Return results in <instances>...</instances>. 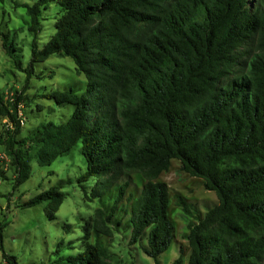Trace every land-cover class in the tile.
Here are the masks:
<instances>
[{"label": "trees", "instance_id": "obj_1", "mask_svg": "<svg viewBox=\"0 0 264 264\" xmlns=\"http://www.w3.org/2000/svg\"><path fill=\"white\" fill-rule=\"evenodd\" d=\"M51 4L59 17L38 49L41 13ZM24 7L29 63L23 66L13 45L2 43L15 67L31 78L35 63L66 56L85 83L79 94L72 88L48 94L73 106L65 122L39 123L21 137L24 88H13L10 99L0 89L4 158L20 185L32 158L47 166L78 148L84 169L75 182L87 200L111 203L94 210L83 227V251L64 264H109L99 237L112 238L119 213L128 216L130 243L144 238L143 253L159 264L174 242L175 223L167 186L157 178L174 160L217 198L200 212L177 196L187 222L185 264H262L264 0H35ZM129 173L139 174L142 184L138 195L125 198L129 182L118 183ZM61 186L19 207L49 202L55 213L65 198ZM2 256L5 264H17L14 256ZM174 264H183L181 251Z\"/></svg>", "mask_w": 264, "mask_h": 264}, {"label": "rangeland", "instance_id": "obj_2", "mask_svg": "<svg viewBox=\"0 0 264 264\" xmlns=\"http://www.w3.org/2000/svg\"><path fill=\"white\" fill-rule=\"evenodd\" d=\"M35 0H0V89L10 99L14 88L21 94L18 116L22 132L27 134L39 123L65 122L72 114L73 106L58 105L47 99L53 90H72L79 94L85 83V77L77 74L74 62L66 56L52 55L44 62L34 64V74L26 78L19 71L2 48L3 40L11 43L15 55L20 57L23 66L31 58L32 36L27 30L28 17L24 6H31ZM59 17L58 9L51 4L43 10L40 17L41 30L37 36V47L41 49L54 32V24ZM5 38V39H4ZM6 120L0 118V133L6 128ZM78 149V148H77ZM73 148L65 156L53 161L50 165L40 166L32 158L29 162L30 175L20 185L16 184L15 174L9 160L4 158L0 148V264H5L3 253L14 256L17 264H64L66 258L84 249L83 227L97 207L109 208V201L87 200L75 182L83 172L84 159L79 151ZM122 184L128 180V194L138 195L142 179L137 173H129ZM71 181L72 183H68ZM167 186L170 197V213L175 223V238L171 246L158 256L159 264H174L180 256L182 263L187 262L189 248L182 237L186 220L176 205L177 196H182L188 204L204 212L217 203L215 194L203 188L202 181L181 170L178 161L171 162L170 168L158 178ZM61 182V191L65 193L57 212L50 211L49 202L29 208L19 207L23 202L48 190ZM125 198L121 208L126 209ZM108 205V207H106ZM120 225L115 229L112 238L99 237V241L110 253L109 264H154L147 257L141 244L145 239L130 243V229L127 227L128 216L119 213ZM96 236L92 234L94 241ZM264 264V261L263 263Z\"/></svg>", "mask_w": 264, "mask_h": 264}, {"label": "built area", "instance_id": "obj_3", "mask_svg": "<svg viewBox=\"0 0 264 264\" xmlns=\"http://www.w3.org/2000/svg\"><path fill=\"white\" fill-rule=\"evenodd\" d=\"M22 119H23V118H20V116H19L20 123H22Z\"/></svg>", "mask_w": 264, "mask_h": 264}]
</instances>
